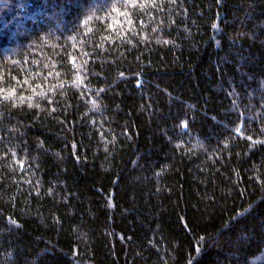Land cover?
Returning <instances> with one entry per match:
<instances>
[{
  "label": "trees",
  "instance_id": "1",
  "mask_svg": "<svg viewBox=\"0 0 264 264\" xmlns=\"http://www.w3.org/2000/svg\"><path fill=\"white\" fill-rule=\"evenodd\" d=\"M0 264H264V0H0Z\"/></svg>",
  "mask_w": 264,
  "mask_h": 264
}]
</instances>
